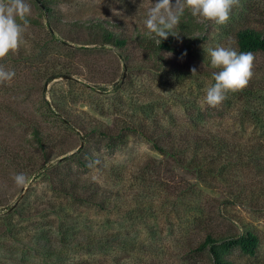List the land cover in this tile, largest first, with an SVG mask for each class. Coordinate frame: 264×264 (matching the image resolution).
I'll list each match as a JSON object with an SVG mask.
<instances>
[{
    "label": "rangeland",
    "instance_id": "1",
    "mask_svg": "<svg viewBox=\"0 0 264 264\" xmlns=\"http://www.w3.org/2000/svg\"><path fill=\"white\" fill-rule=\"evenodd\" d=\"M25 3L38 18L34 1ZM154 3L54 0L64 22L103 19L137 33L117 49L90 43L84 29L51 37L41 18L42 25L24 27L18 51L0 60L15 72L0 82V264H212L199 249L208 232L236 238L247 231L258 236L255 254L226 241L224 257L264 264V53H251L246 89L209 107L206 90L219 69L208 50L235 49L241 15L233 8L228 23L217 25L185 10L189 49L153 53L139 36ZM51 66L61 75L48 79ZM121 119L204 128L226 147L213 163L206 157L198 175L137 133L123 132L109 146L99 132L118 134ZM80 158L86 169L76 167ZM47 167L89 175L112 194L104 206L69 201ZM61 226L73 236L62 237Z\"/></svg>",
    "mask_w": 264,
    "mask_h": 264
},
{
    "label": "trees",
    "instance_id": "2",
    "mask_svg": "<svg viewBox=\"0 0 264 264\" xmlns=\"http://www.w3.org/2000/svg\"><path fill=\"white\" fill-rule=\"evenodd\" d=\"M33 1L39 11V17L35 18L30 15L28 25H42L41 18L45 19L46 24L44 25L51 37H57L60 32L66 30L68 31L67 34H70L73 31L77 32L84 29L90 38V43L122 49L127 46L128 41L132 40L131 36L137 33H134L131 27H123L117 23L112 24L103 19L92 18L84 22H64L62 12L54 6V0ZM233 14H240L243 20L241 24H237L232 30L235 49L238 52L264 53V0H240V7H235ZM189 23L188 21L179 23V26L174 29V34L178 35L169 34L168 38L162 40L160 44L156 42L158 37L149 33L148 29L145 28L141 32L139 31L141 33L139 43L141 47L153 53L159 50L186 51L190 47V41L194 38L192 36L193 31H190L188 27ZM187 34L191 35L188 36ZM10 54L9 56H11ZM57 66L58 64L55 67ZM65 68L70 70V68ZM55 69L51 66L47 70L49 73L48 79L61 75L62 72ZM262 80H264V77ZM119 125V130L116 129L118 134L112 133L113 127H106V129L99 132L108 141L109 146L112 147L117 142V138H121L123 132L137 133L148 140L161 155L170 158L178 165L195 171L198 175L204 169L203 160L205 161L208 157L209 161L213 163L216 154L220 156L221 150L226 147L219 137L217 138L215 135L206 132L204 128L163 125L160 122L156 123V121L136 124L125 119L119 120L115 127ZM35 134L39 145L45 150L46 148L42 139L38 137L37 131ZM50 161L51 159L46 157L44 163ZM88 163L87 160L76 159L77 168L86 169ZM45 169V173L57 183L55 190L74 203L81 202L104 206L109 199V195L112 194L89 175L79 174L73 170L49 172V167ZM59 233L62 237L73 236V232L67 226H61ZM226 241H228L230 247L237 246L243 253L248 255L255 254L259 243L258 236L251 231H247L236 238L208 232L200 243L199 249L209 254L212 264H236L226 259L220 249L219 244Z\"/></svg>",
    "mask_w": 264,
    "mask_h": 264
},
{
    "label": "clouds",
    "instance_id": "3",
    "mask_svg": "<svg viewBox=\"0 0 264 264\" xmlns=\"http://www.w3.org/2000/svg\"><path fill=\"white\" fill-rule=\"evenodd\" d=\"M240 6V0H155L147 12L145 26L154 34L157 43L174 34L185 10L194 17H202L217 25H226L233 8ZM30 6L25 0H0V60L15 54L23 42L24 27L28 24ZM211 66L219 71L213 73L215 83L207 88L205 102L209 107L218 108L227 99L228 93L243 91L253 77L251 53L238 52L232 47L217 46L208 50ZM195 69H193V73ZM14 71L0 66V82H9ZM17 184H23V174L15 176Z\"/></svg>",
    "mask_w": 264,
    "mask_h": 264
}]
</instances>
